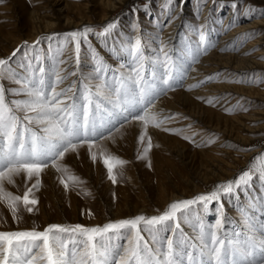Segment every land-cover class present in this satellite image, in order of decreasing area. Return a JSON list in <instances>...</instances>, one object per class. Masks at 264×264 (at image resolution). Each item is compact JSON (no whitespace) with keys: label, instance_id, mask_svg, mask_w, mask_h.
<instances>
[{"label":"snow or ice","instance_id":"1","mask_svg":"<svg viewBox=\"0 0 264 264\" xmlns=\"http://www.w3.org/2000/svg\"><path fill=\"white\" fill-rule=\"evenodd\" d=\"M116 27V22H109L97 35L109 34ZM93 31L85 26L67 33L57 57L63 56L68 44L74 42L79 66L81 39L87 43ZM200 37L205 39L203 32ZM250 37L244 34L240 39ZM37 44L39 39L33 47ZM159 51L162 60L159 55H146L145 45L137 38L128 48L127 64L112 68L97 56L94 74L80 73L83 78L79 87L76 81L61 87L70 76L77 75L61 68L66 63L64 59L54 58L56 63L49 69L37 53L21 74L9 66L10 58H0V201L7 202L13 218L21 203L27 212L33 211L38 200L30 196L39 188L45 169L51 166L68 174L67 167L60 163L65 155L85 144L91 149L98 140L111 138L113 129L119 131L117 124L123 127L124 122L141 123L139 140L143 143L147 137L141 158L147 156L153 147L149 126L161 128L172 119L153 111L154 102L173 89L187 71L182 58L169 55L163 42ZM4 81L17 87H7ZM207 103L214 101L210 98ZM237 107L247 111L243 105ZM100 156L115 183L114 169L127 161L106 150H101ZM91 158L95 161L97 155L93 153ZM21 174L25 182L35 177V183L22 196L14 195L5 184H14V177ZM256 180L264 184V154L254 157L249 168L234 179L192 199L174 201L158 215H137L102 226L50 224L42 231H0V264H264V189L251 203L238 207V222L230 221L221 212L215 224H205L200 212L192 207L202 205L207 211L209 204L221 200L222 194L239 198L241 192L255 187ZM69 181L78 182L79 177L68 174L67 180H60L65 189ZM194 215V235H189L183 231L182 222L190 221ZM226 224L234 227L228 229Z\"/></svg>","mask_w":264,"mask_h":264},{"label":"rangeland","instance_id":"2","mask_svg":"<svg viewBox=\"0 0 264 264\" xmlns=\"http://www.w3.org/2000/svg\"><path fill=\"white\" fill-rule=\"evenodd\" d=\"M40 1L42 0H4L3 3H0V24H6L8 22L6 21L5 16H10L11 18L18 20L17 29L11 30L9 26H6L5 29L7 31L11 30L12 35L16 40L15 43H19L17 49H20L16 52L15 56H12V53L16 50H13L14 43L9 44L2 42L0 39V53H2L1 56H3L0 58H10L9 66L21 74L25 73L29 59L37 53L41 55L43 63L49 69H51L56 63V59L54 58L64 59L69 61L64 65V69L71 68V72L77 73L72 80L77 82L78 87L79 80L83 78L80 76V73H83L84 76L94 74V58L97 56L102 57L109 65L112 66V68L118 69L121 64H127L130 59L128 57V48L137 38L141 39L142 43L145 45L146 55L151 57L159 55L162 60L163 54L159 51L162 47V42L163 46H166L168 50L171 44L169 42L170 39H165V31L169 20H173L176 12L185 11L187 14L184 17L183 25L178 30L179 32L177 33V36L174 37V44L176 47L174 48L175 52L173 55L180 56L182 58V62L187 71L185 75L178 80L179 82H177L173 89L166 90L167 92L160 95L163 96L168 92H171L170 90L174 91L175 88H180L179 86L185 83L188 73L191 71L190 69H192V66H195L198 59H201V57L219 49L217 45L221 41L223 32H225V30H230L232 26L235 25V23H233L234 18H240L245 15L242 7L244 5V1L246 0H236L239 2V9L237 10L238 12H235L236 17L234 15L233 19L227 18V13H222L219 17L215 13V10L211 9L210 16L217 19V27H215L213 31H209L211 36L214 35L213 39L209 41V38H206L207 36L205 37L204 47L202 46L203 40H201L200 37L201 32H203L200 26V21L208 0H197V7H194V0H171L170 3L169 0H129L123 6L118 7L113 14L106 19H102L104 13H102L98 7L95 10L97 13L92 16V19L90 20L91 22L83 26V28L85 26L92 27L94 31L88 34L87 43H84L83 39H81L79 66H77L76 63L77 54L75 53L74 42L68 44L63 56L61 57H57V50L64 47V40L67 33L82 30L83 28L77 30L70 27L66 25L65 19L60 18L56 28L45 32V34L43 33L39 35L34 40L31 38L32 23L29 17L30 10H32L35 6H39V4H41ZM230 1L233 2L235 0H213V3L216 5L220 2L230 4ZM253 1L254 2L249 1L250 7H257V9L260 10V17H263L264 0ZM66 2L71 3L72 5L74 4L75 6H84L89 2V0H61L60 5L64 6ZM69 15L70 17L75 18L73 14ZM188 19H192V21H189ZM109 22H116L117 27L109 34L104 36L97 35V33L103 31V27ZM222 27L225 29H222ZM49 37H51V39H48ZM91 38H93V40ZM38 39L39 44L33 47V42H36ZM207 42H210V44ZM244 43V40L237 42L235 44L237 50L241 49ZM214 77L216 79L213 78L210 80L212 84H217L218 82H231L245 84L246 86L250 85V87L255 89L262 88L261 90H264V83L261 82L264 80V76H257L254 72L251 75L246 74L245 77L244 75L243 77L240 75V77L235 78L229 73L220 72L219 74H214ZM73 81L65 82L64 85L67 86ZM4 83L7 87L16 86L11 83V81H4ZM196 89L197 87H194L191 90ZM230 95L233 97L234 94ZM210 98L213 99V104L207 103V100ZM198 101H200L204 106L208 108L210 107V109H214L222 114L229 116H243L241 118L246 127V134L244 131H242L241 134L251 136V141L246 144L235 142V148L230 149L232 157L234 159H238V161H235V166L230 167V171L232 173L231 177L224 176L223 178H217L216 180L206 184L202 183L200 189L191 190L188 193L173 199L172 202L182 199H192L197 194L212 191L218 184L232 180L243 170H247L250 164L254 162V157L264 154L263 98L246 97L234 104L230 98L215 99L212 97H206L205 99L199 98ZM229 104L231 106H228ZM238 104L246 107L247 111L237 107ZM229 108H232L233 111L229 112L227 110ZM168 117H172V119L168 120L164 124V127L168 126L167 128L171 129V131H167V133L176 139L182 140L186 144L188 150L184 160L191 159L189 158L191 157L190 154L196 150H200V147H198L200 140H197V137L201 134L200 130L194 129V124L176 127L174 125H177V122H175L177 121L175 116L170 115ZM130 122H124L123 127H120V125L117 124L116 127L119 128V131H116V129L112 130V137L108 139L110 142L98 140L97 145L93 146L91 149L87 144H85L79 147L76 151H70L65 155L60 163L67 167L68 174L79 177L78 182L69 181L67 189H65L60 180L61 177L67 180L68 174L58 172L54 167V173H49L44 170L40 175L41 183L39 188L34 189L30 196V198L38 200V203L35 206H32V212H27L21 203L18 207L17 213L15 214L16 218H13V213L7 206V202L0 201V231H18L27 228L42 231L50 224H61L65 226L82 224L85 226H91V223L98 219L103 220L102 225L112 222L114 210L117 205L123 203L124 200L120 193V189L122 187H127L132 195L135 196L141 186L144 187L150 180H152L151 185H155L159 178V175H157L158 172L154 167L153 159L154 151L159 147L158 144L152 141L153 147L147 156L141 158L143 154V147L147 144V137L142 143L139 140V136L142 134L143 129L140 134L136 136L133 135L130 129H125V127L129 126ZM105 135H107V133ZM185 136H187L188 139H185ZM220 136L221 134L218 133H216L214 137L211 136L210 133L204 136L203 139L205 140L206 149H211L214 145H216ZM101 150H106L107 153L118 156L119 158L127 161V163L122 167L114 169V174L117 175L115 183H113L109 178L108 170L103 164V159L100 156ZM254 150L260 151L259 153L246 158V162H244L243 155L249 154ZM93 153L97 155V159L95 161L91 158ZM223 157L224 160L222 162L225 161L224 163L234 162V160H231L229 157ZM176 162L178 171L180 173L185 172L187 174V170L182 164L183 162H181L180 159ZM191 162L196 164L198 167H204L202 157L199 154H196L194 159H191ZM224 163H220V165L224 166ZM130 172L136 173L135 182L130 181L131 177L128 175ZM172 175L174 182L179 180V177L176 173H173V171ZM35 179L36 178L33 177L31 180H27V182H25V176L21 174L20 176L14 177V184L6 183L5 187L14 195L22 196L27 188H30L32 184L35 183ZM179 182L180 180L177 181L176 184ZM163 183L164 187L168 191L172 190V187L167 186L164 180ZM261 189H264V184H261L258 180H256L255 187L249 189L247 193L241 192L239 194V198L222 194L221 200L218 202L213 201L209 204L207 211L203 210L202 205H194L192 207L200 212L202 220L205 224H215L217 219L220 218L221 212H223V214L228 217L230 221H235L236 219L239 220L238 207L242 203H251L253 198L260 195ZM221 204L223 205V208H221ZM148 209L151 212L150 216H147V213L140 215H145L147 217L158 215L166 210L167 206L166 208H162L161 202L158 201L156 202V205L150 206ZM228 210L231 213L227 214ZM43 217H48L46 222L43 220ZM122 217L124 218L121 219L128 218L125 214L122 215ZM195 219L196 217L194 215L190 221L182 222V224L186 227L184 231L185 233H190L189 235L192 233L194 235L193 227L191 225L195 223ZM225 227L231 229L234 225L226 224Z\"/></svg>","mask_w":264,"mask_h":264},{"label":"bare ground","instance_id":"3","mask_svg":"<svg viewBox=\"0 0 264 264\" xmlns=\"http://www.w3.org/2000/svg\"><path fill=\"white\" fill-rule=\"evenodd\" d=\"M128 1L129 0H89V2L84 6H75L74 4L72 5L68 2L62 6L60 5L61 0H42L40 1L41 4H39V6H35L32 10H30L29 17L32 23L31 38L34 40L39 35L43 33L45 34V32L56 28L60 18L65 19L66 25L78 30L91 22L90 20L92 19V16L97 13L95 11L96 8L99 7L101 12L104 13L102 19H106L111 16L118 7L123 6ZM249 1L254 2L253 0L244 1L242 10H244L245 15L240 18H234L235 12L239 9L238 1H230L231 3H228L229 5L225 2H220L216 5L213 3V0H208V3L205 5L206 7L203 10L200 26L205 37L207 36L206 38H209V41L214 37V35H210L211 33H209V31H213V29L217 27V19L210 16L211 9L215 10V13L219 17L222 13H227V18H234L233 23H235V25L232 26L230 30H225V32H223L221 41L217 45L219 48L218 50L210 52L208 55L198 59L195 66H192V69H190L191 71L188 73L185 83L179 86L180 88L177 87L174 91L170 90L171 92L158 97V99L154 102L155 107L153 111L159 113L162 117H168L170 115L175 116V119H177V121H175L177 122V125H174L176 127L194 124V129L200 130L201 134L197 137V140H200L198 143L200 150L194 151L190 154L191 157L189 158L194 159L196 154H199L202 157L204 167L202 168L200 166H196V164L191 162V159L184 160L185 155H187L186 152L188 147L182 140L172 137L164 130L168 126L164 127L165 125H162L161 128H156L150 125L148 133L150 134L152 141L157 143L159 146L158 149L154 151L153 158L154 167L158 172L157 175H159L158 181L155 185H151L152 180H150L147 185L144 187L141 186L135 196L132 195L127 187H122L120 189V193L124 200L123 203L118 204L114 210L112 222L124 218L122 217L124 214L128 218H134L135 216L144 213H147V216H150L151 212L148 208L156 205V202L158 201L161 202L162 208H166V206H168L173 199L180 197L191 190L200 189L202 183L206 184L216 180L217 178H223L224 176L231 177L232 173L230 171V167L235 166V161H238V159H234L232 157L230 149L235 148V142L246 144L251 141V136L241 134L242 131L246 134V127L241 118L243 116H229L222 114L214 109H210V107L208 108L204 106L198 100L199 98L205 99L206 97H212L215 99L230 98L234 104L246 97L264 99V90H261L262 88L255 89L250 87V85L246 86L245 84L231 82H218L217 84H212L210 81L215 78L214 74H219L220 72L229 73L234 78L240 77V75H242V77L244 75L245 77L246 74L251 75L253 72L256 73L257 76H264V16L260 17V10L257 9V7H250ZM193 4L195 5L194 7H197V0H194ZM69 14H73L75 18L70 17ZM186 14L187 13L185 11L176 12L175 17L173 20H169L168 26L166 27L165 39H170V55H173L175 52L174 48L176 46L174 44V37L177 36V33L179 32L178 30L183 25ZM5 18L8 22L6 24H0V39L2 42L9 44L14 43L13 50H15L19 46V43H15L16 40L12 35L11 30L18 28V20L13 19L10 16H5ZM188 20L192 21V19ZM6 26H9L11 30L7 31L5 29ZM222 29L225 28L222 27ZM244 34H251V37L244 40L245 43L243 44V47L237 50L235 44L243 41L240 38L243 37ZM91 39L93 40V38ZM204 40L202 45L203 47L205 45ZM207 43L210 44V42ZM1 55L2 53H0V57H3ZM68 62L69 61H66V63ZM65 64L61 65V68L64 69ZM70 69L71 68H68L67 71L71 72ZM209 77H211V79H208ZM73 78L74 76H70L65 82L73 81ZM190 85L199 86L196 90H191L192 88H190ZM64 86L65 85H61V87ZM230 94H234L233 97H231ZM228 106L231 105L229 104ZM125 129H130L133 135L136 136L140 134L143 128L140 122L131 121L129 126L125 127ZM208 133H210L213 137L216 133L221 134L218 143L211 149H206L205 140L203 139ZM104 141L108 142L109 140L104 139ZM259 151L260 150H254L249 154H244V162H246V158L259 153ZM223 156L229 157L231 160H234V162H222L224 160ZM179 159L183 162L182 164L187 170V174L185 172L184 174L183 172L180 173L178 171L176 161ZM220 163H224V166H221ZM45 171L54 173L53 167L51 166L45 169ZM172 171L179 177L180 182L177 184L176 182L179 180L174 182ZM128 175L131 177L130 181L135 182L136 173L130 172ZM163 180L167 186L172 187L171 191H168L164 187ZM229 213L231 212L228 210L227 214ZM47 218L48 217H43V220L46 222ZM102 221L103 220L101 219L93 221L91 226L102 225ZM235 221L238 222L239 220L236 219ZM182 228L183 231H185L186 227L184 224H182ZM23 230L31 229L27 228ZM191 235L193 234L191 233Z\"/></svg>","mask_w":264,"mask_h":264}]
</instances>
